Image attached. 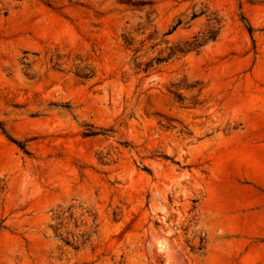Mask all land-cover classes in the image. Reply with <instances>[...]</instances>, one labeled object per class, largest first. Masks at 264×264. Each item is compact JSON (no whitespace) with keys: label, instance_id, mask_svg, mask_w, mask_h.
Here are the masks:
<instances>
[{"label":"rangeland","instance_id":"rangeland-1","mask_svg":"<svg viewBox=\"0 0 264 264\" xmlns=\"http://www.w3.org/2000/svg\"><path fill=\"white\" fill-rule=\"evenodd\" d=\"M0 264H264V0H0Z\"/></svg>","mask_w":264,"mask_h":264},{"label":"trees","instance_id":"trees-1","mask_svg":"<svg viewBox=\"0 0 264 264\" xmlns=\"http://www.w3.org/2000/svg\"><path fill=\"white\" fill-rule=\"evenodd\" d=\"M217 33H218L217 31H213V33H211V35H209V37L207 38V40H209V39H215L216 36H217ZM201 42L202 41L198 37H195L194 42L189 43V46H195L194 48H196V47H198V46L201 45Z\"/></svg>","mask_w":264,"mask_h":264}]
</instances>
